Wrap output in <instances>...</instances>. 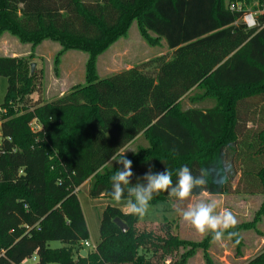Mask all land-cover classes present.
I'll return each mask as SVG.
<instances>
[{"label":"trees","instance_id":"16d2710c","mask_svg":"<svg viewBox=\"0 0 264 264\" xmlns=\"http://www.w3.org/2000/svg\"><path fill=\"white\" fill-rule=\"evenodd\" d=\"M233 1L0 0V35L9 32L34 45L50 39L65 51L88 53L83 86L13 118L12 101L33 91V78L23 82L19 60L0 56V76L7 79L0 106L7 109L0 126V264H22L33 255L32 264H163L174 249L207 247L209 233L196 244L173 234L166 220L161 234L140 230L138 216L113 205L101 212L95 248L84 247L88 229L76 190L88 181L90 197L111 198L109 177L122 167L115 160L139 133L147 144L136 142L124 153L132 161V183L149 167L183 164L193 175L207 173V183L190 195L228 194L237 173L239 181L253 174L264 193V128L248 126L264 122V0H257L253 28L243 21L249 11L231 9ZM132 22L152 44L163 39L170 55L98 77L97 55ZM184 95L197 106L183 109ZM35 117L40 130L33 134ZM170 198L160 192L150 204ZM260 216L264 200L256 219L228 231H257ZM230 240L240 247L238 235ZM52 241L61 246L51 247ZM181 260L171 264H182L183 253ZM247 264H264V250Z\"/></svg>","mask_w":264,"mask_h":264},{"label":"rangeland","instance_id":"374dc122","mask_svg":"<svg viewBox=\"0 0 264 264\" xmlns=\"http://www.w3.org/2000/svg\"><path fill=\"white\" fill-rule=\"evenodd\" d=\"M228 1L225 0L226 3ZM230 4L239 9H246L254 16L260 12L257 8V0H237ZM150 36L154 37L153 34ZM170 53L171 51L163 39L152 44L139 33L136 22H132L126 35L117 38L97 55L95 72L98 77L105 78L112 73L111 70H119L126 64L137 65L150 58L163 54L170 55ZM0 56H12L19 60L17 71L23 82L33 78V91L23 94L21 97L18 95L15 97L16 100L12 101L13 113L10 118L32 112L38 103L50 102L58 98L57 95L60 90L63 89L64 94L69 93L73 88L83 86L86 81L88 53L80 49H67L65 51L58 42L50 39H45L34 45L31 41H21L17 36L4 32L0 35ZM31 63L35 64L32 74L30 73ZM59 86L60 88H58ZM6 89L7 79L0 76V106L4 100ZM195 92L197 91H192L188 95L191 96ZM5 110H7L6 107ZM5 110L3 109V113ZM33 120V125L29 124V128L31 133L36 134L40 130V122L36 117ZM248 126H250L249 130H259L264 128V122H257L255 125L249 124ZM252 131H250L251 134ZM35 138L37 143L39 139L37 136ZM248 141L252 143L253 140L250 137L249 140H246V142ZM233 156L236 158L235 154ZM252 175H248L249 177L244 175L239 181V173H237L231 179L232 187L228 194L205 195L200 193L190 195L183 201H175L171 197L167 202H160L156 205L150 204L145 215L138 217L136 227L140 230L151 228L161 234V225L166 220L171 226L173 234L198 244L208 233H198L190 223L172 210V203H176L181 208H187L196 202L207 200L217 201V211L229 209L236 219V225L250 223L254 218L256 219L257 210L264 200L261 186ZM76 193L88 229L87 241L91 246H95L99 241V223L102 210L106 205H113L126 211V199L116 202L112 198L103 196L92 198L88 195V181L84 182L76 190ZM255 228L257 231L255 229L238 231L240 247L236 248V243H233L226 233L220 242H215L211 238L207 247L197 246L194 249L191 248L192 251L189 253L188 245L174 249L163 264H171L172 260L179 262L182 253L184 256L182 264H206L204 253L210 256L212 264H247L248 260L264 250V219L261 216L257 217ZM50 246L59 247L61 243L52 241ZM88 249L92 248L89 247ZM33 262L32 259H26L22 264H32Z\"/></svg>","mask_w":264,"mask_h":264},{"label":"clouds","instance_id":"9594fccd","mask_svg":"<svg viewBox=\"0 0 264 264\" xmlns=\"http://www.w3.org/2000/svg\"><path fill=\"white\" fill-rule=\"evenodd\" d=\"M125 151L115 160L122 167H117L109 177L111 187L108 195L116 202H120L122 198L126 199L127 215L143 217L154 196L160 192H167L175 201H183L194 189L207 183L206 170L201 169L199 175H193L192 170L183 164L171 170L166 166L163 171H153L149 167L132 183V161L126 158ZM219 182L222 184L223 179ZM217 209L216 200L199 201L187 208L172 203V210L177 215L182 216L198 233H209L213 241L220 242L226 233L229 237L237 236L235 231H228L236 225L232 212L227 208L222 211Z\"/></svg>","mask_w":264,"mask_h":264},{"label":"crops","instance_id":"0c3cea01","mask_svg":"<svg viewBox=\"0 0 264 264\" xmlns=\"http://www.w3.org/2000/svg\"><path fill=\"white\" fill-rule=\"evenodd\" d=\"M114 58V57H113ZM138 65V64H137ZM134 66H136V65H130V64H126L124 67H122V68H119V70H116V71H114V70H111L110 72H112L111 74H108L109 76L110 75H112V74H115V73H117V72H120V71H123V70H127V69H129V68H131V67H134ZM70 70V69H69ZM58 88H60V86L58 87ZM65 93V91H63V89L62 90H60V92L58 93V97H60V96H62L63 94ZM180 102H181V105H182V108L183 109H186V108H190V107H192V106H197L196 104H191L190 102H189V100H188V96L187 95H184V96H182L181 98H180ZM198 104V103H197ZM136 142L138 143L137 145H146L147 144V142H146V140L143 138V136H142V133H139L135 138H134V140L133 141H131V142H129L123 149H121V153L122 152H124L125 150L126 151H129V150H132V149H134L136 146H135V144H136ZM85 182H87V181H85ZM81 186V185H80ZM201 194H205V195H209L208 193H205V192H203V193H201ZM123 211V210H122ZM124 212H126V211H124Z\"/></svg>","mask_w":264,"mask_h":264},{"label":"built area","instance_id":"2783aa9c","mask_svg":"<svg viewBox=\"0 0 264 264\" xmlns=\"http://www.w3.org/2000/svg\"><path fill=\"white\" fill-rule=\"evenodd\" d=\"M234 7H235L234 5H231V9H233ZM243 21L248 28H253V27H256V25H257L256 17L250 12H247L244 14ZM2 114H3V109L0 108V126H1L2 122L4 121V119H2ZM32 121H34V120H32ZM32 121L30 122V125H33ZM7 139H9V138H7ZM1 144H2V137H1V133H0V147H1ZM0 152H2V151L0 150ZM24 206H25V208H27L26 205H24ZM83 245L85 248H89V247H91L92 249L95 248V246H91L87 240H85L83 242ZM31 259L33 261H35V260H37V257L35 255H33Z\"/></svg>","mask_w":264,"mask_h":264},{"label":"water","instance_id":"95a60500","mask_svg":"<svg viewBox=\"0 0 264 264\" xmlns=\"http://www.w3.org/2000/svg\"><path fill=\"white\" fill-rule=\"evenodd\" d=\"M34 66H35V64L34 63H31V65H30V73L31 74L33 73ZM115 222L121 228L122 231H126L127 227L125 226V224L119 218H115ZM80 254L82 256H84L86 254V250L85 249H82L80 251Z\"/></svg>","mask_w":264,"mask_h":264}]
</instances>
